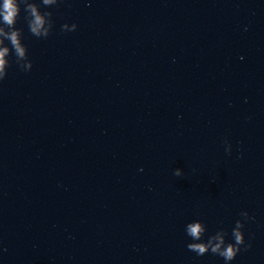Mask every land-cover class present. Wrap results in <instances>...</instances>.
I'll return each mask as SVG.
<instances>
[{
  "label": "water",
  "instance_id": "1",
  "mask_svg": "<svg viewBox=\"0 0 264 264\" xmlns=\"http://www.w3.org/2000/svg\"><path fill=\"white\" fill-rule=\"evenodd\" d=\"M153 1L192 264H264V0ZM237 229L232 259L212 250Z\"/></svg>",
  "mask_w": 264,
  "mask_h": 264
},
{
  "label": "clouds",
  "instance_id": "2",
  "mask_svg": "<svg viewBox=\"0 0 264 264\" xmlns=\"http://www.w3.org/2000/svg\"><path fill=\"white\" fill-rule=\"evenodd\" d=\"M32 9V13L35 17L33 21V31H39L40 27L43 23V17L37 10L36 5L30 6ZM19 13V4L18 0H0V17H2V20L11 25L15 22L16 16ZM4 36H10L13 44L16 46L17 52L20 55L24 54V49L20 45L19 37L17 32L7 33L4 32L3 28H0V44L3 43V37ZM9 48L7 46L0 48V75L3 74V67L6 63V54L8 53ZM190 232L194 236H199L202 232V225L197 223L195 225H192L190 228ZM235 244L229 243L226 246L225 245V238L222 234H218L217 236L213 237V240H217L218 243H216L213 247V251H219L221 255H223L226 259H232L237 252L239 251L238 245L243 242L244 236L240 232L239 229L235 231ZM212 241H209L208 244H198L195 245L194 248H196L200 252H204L208 245L211 244ZM224 246V247H222Z\"/></svg>",
  "mask_w": 264,
  "mask_h": 264
}]
</instances>
